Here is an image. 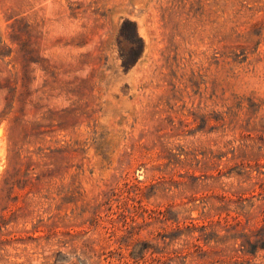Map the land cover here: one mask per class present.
<instances>
[{"label":"rangeland","instance_id":"1","mask_svg":"<svg viewBox=\"0 0 264 264\" xmlns=\"http://www.w3.org/2000/svg\"><path fill=\"white\" fill-rule=\"evenodd\" d=\"M0 264H264V0H0Z\"/></svg>","mask_w":264,"mask_h":264}]
</instances>
